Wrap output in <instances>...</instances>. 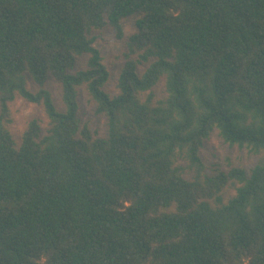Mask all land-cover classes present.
<instances>
[{
    "label": "trees",
    "instance_id": "trees-1",
    "mask_svg": "<svg viewBox=\"0 0 264 264\" xmlns=\"http://www.w3.org/2000/svg\"><path fill=\"white\" fill-rule=\"evenodd\" d=\"M0 264H264V0H0Z\"/></svg>",
    "mask_w": 264,
    "mask_h": 264
},
{
    "label": "rangeland",
    "instance_id": "rangeland-1",
    "mask_svg": "<svg viewBox=\"0 0 264 264\" xmlns=\"http://www.w3.org/2000/svg\"><path fill=\"white\" fill-rule=\"evenodd\" d=\"M135 19L130 17L124 21L125 38L118 39L111 29H104L99 32L96 40V47L101 51L104 61L110 72L109 88L114 89L120 66L124 61L125 43L127 37L134 31ZM53 94L59 100L60 90L54 81L49 82ZM81 116L83 120L89 121L93 129L104 132L106 125L104 117L95 115L93 108L86 102V94L81 93L80 96ZM43 116V111L35 104L25 102L18 99L14 105V131L18 133L30 115ZM202 158L210 171L215 169L228 170L231 167L242 166L249 170L260 159L259 155L250 154L246 149L232 147L223 142V140L213 133L205 142L201 150Z\"/></svg>",
    "mask_w": 264,
    "mask_h": 264
}]
</instances>
